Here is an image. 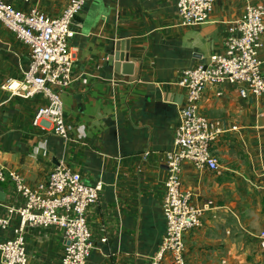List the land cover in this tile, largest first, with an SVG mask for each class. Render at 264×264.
Masks as SVG:
<instances>
[{"label":"crops","instance_id":"obj_1","mask_svg":"<svg viewBox=\"0 0 264 264\" xmlns=\"http://www.w3.org/2000/svg\"><path fill=\"white\" fill-rule=\"evenodd\" d=\"M5 1L57 16L70 0ZM249 4L264 0H216L206 23L183 26L177 0H89L75 17L70 41L74 81L62 93L67 140L33 124L43 95L26 99L2 88L8 78L23 76L29 51L0 23V171L7 176L0 181L6 193L0 214L22 202L11 172L36 187L63 163L101 186L88 212L95 240L88 264H151L166 230L165 156L187 103L178 79L182 70L226 50L229 27ZM124 40L135 63L130 76L109 60ZM260 54L264 61V45ZM199 111L223 120L226 132L213 144L219 170L183 163L184 186L207 206L202 225L185 235L186 262L264 264L258 241L264 229V102L242 98L232 85H210ZM12 235L11 228L0 229V242ZM26 243L28 264H60L66 240L58 227L29 228Z\"/></svg>","mask_w":264,"mask_h":264},{"label":"built area","instance_id":"obj_2","mask_svg":"<svg viewBox=\"0 0 264 264\" xmlns=\"http://www.w3.org/2000/svg\"><path fill=\"white\" fill-rule=\"evenodd\" d=\"M29 1V0H25ZM89 0H70L57 16L38 7L28 11L0 0V23L29 51L28 67L21 78H8L2 88L26 99L38 94L45 102L37 109L33 124L69 139L62 93L74 81V57L70 49L75 34L74 20ZM216 0H177L180 23L192 26L206 23ZM245 16L232 22L227 47L206 63L182 70L178 84L187 90V103L181 108L175 129L173 149L166 153L168 175L165 181L163 214L166 230L151 264H187L185 235L202 225L207 206L194 200V192L184 186L185 161L199 169L217 171L220 163L213 144L226 132L221 119L200 113V103L210 85L235 86L242 98L264 102V61L261 57L264 34V4H249ZM238 127L233 126L236 130ZM9 177L21 203L6 205L0 214V229L13 235L0 242V264H28L26 232L29 228L63 230L66 240L60 264H88L95 247L88 212L99 200L101 186L87 183L82 174L60 163L48 180L31 187L15 172ZM7 176L0 171V181ZM107 241V237L101 239ZM264 251V229L258 234Z\"/></svg>","mask_w":264,"mask_h":264},{"label":"water","instance_id":"obj_3","mask_svg":"<svg viewBox=\"0 0 264 264\" xmlns=\"http://www.w3.org/2000/svg\"><path fill=\"white\" fill-rule=\"evenodd\" d=\"M130 42L128 40L116 42L110 62L114 63L115 71L130 76L134 74L135 63L130 60ZM6 193L0 186V201H5Z\"/></svg>","mask_w":264,"mask_h":264}]
</instances>
